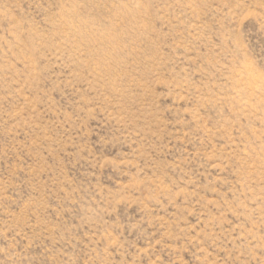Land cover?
<instances>
[{"label": "rangeland", "instance_id": "374dc122", "mask_svg": "<svg viewBox=\"0 0 264 264\" xmlns=\"http://www.w3.org/2000/svg\"><path fill=\"white\" fill-rule=\"evenodd\" d=\"M0 264H264V0H0Z\"/></svg>", "mask_w": 264, "mask_h": 264}]
</instances>
